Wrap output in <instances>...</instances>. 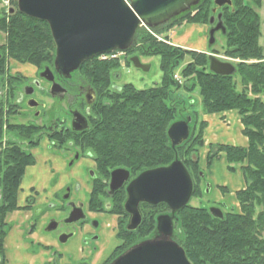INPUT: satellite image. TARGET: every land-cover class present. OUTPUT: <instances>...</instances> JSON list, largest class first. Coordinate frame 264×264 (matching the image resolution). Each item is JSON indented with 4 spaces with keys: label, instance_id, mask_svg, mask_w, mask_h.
Wrapping results in <instances>:
<instances>
[{
    "label": "trees",
    "instance_id": "obj_1",
    "mask_svg": "<svg viewBox=\"0 0 264 264\" xmlns=\"http://www.w3.org/2000/svg\"><path fill=\"white\" fill-rule=\"evenodd\" d=\"M231 2V7L223 6L215 14H220L225 28V34L219 33L224 39V54L240 60L233 75L211 73L209 53L165 46L149 33L141 39L137 50H153L159 56L161 76L154 86L137 89L126 83L113 89L111 74L119 67L118 58H92L73 72H79L77 79L95 86L99 93L90 107L91 128L86 132V141L96 149L99 161L109 164L106 177L115 166L128 168L132 175L166 166L174 160L176 151L187 170L197 165L194 157L197 159V149L203 145L207 123L200 119L198 129L191 130L187 140L175 148L170 146L166 133L176 120V103L174 106L170 92L181 85L173 76L177 68L182 78L190 79L189 90L198 89L202 114L229 110L237 113L246 146L211 144L206 160L209 165L218 151L223 153L229 171L239 166L244 185L235 193L239 210L224 215L222 220L213 218L204 208L185 206L178 210L183 233L181 247L191 264H264V56L258 43L256 13L261 0ZM13 5L16 6V0ZM213 7V0H200L178 17L188 24L209 25ZM1 30L6 34L2 52L8 58L38 68L52 62L55 46L45 21L16 10L3 19ZM186 56L190 60L179 67ZM236 75L240 88L234 80ZM8 129L17 138L28 139V126L12 122ZM34 164V157L20 144L9 142L0 149V254L9 229L5 217L20 209V184L26 168Z\"/></svg>",
    "mask_w": 264,
    "mask_h": 264
},
{
    "label": "flooded vegetation",
    "instance_id": "obj_2",
    "mask_svg": "<svg viewBox=\"0 0 264 264\" xmlns=\"http://www.w3.org/2000/svg\"><path fill=\"white\" fill-rule=\"evenodd\" d=\"M4 2L0 0V38L3 34V19H8L17 10V2L16 6L13 5V0H7L6 4ZM215 23L216 21L209 28ZM2 44L0 43V149L5 148L9 142L20 144L34 157L36 163L39 158L38 149L41 144L46 145L51 153L44 158L50 161L51 169L56 174L55 185L62 193L55 214L38 212L36 215L47 217L44 230L37 229V223L32 219V208L40 200L47 199L37 197V191L33 187V196L25 198L27 208L15 210L23 213L22 217L15 215L16 218L8 220L13 213L6 215L5 222L9 229L4 236L0 264H113L132 248L154 239L157 235L156 218L162 213L157 214L149 207L151 205L139 202L137 209L140 221L134 229H129L131 215L124 209L126 186L144 170L132 175L128 168L115 166L106 177L105 168H110L109 164L100 162L96 149L94 151L86 141V132L91 128L90 107L99 96L96 93L97 88L76 77L75 83H70L72 73L67 78L56 71L54 57L50 64L36 68L33 78L14 72L9 67L12 59L9 60L3 54ZM132 56L139 58L133 54L129 59ZM46 68L49 69L52 80L46 78L48 73L45 77L40 76ZM111 75L114 80L120 78L119 72ZM52 83L64 89V92L59 90L52 96ZM112 88L119 87L112 84ZM31 101L36 102V106L30 107ZM25 110H29L28 113L32 116L27 117ZM73 111L79 112L85 118V128L80 131H73L71 128ZM18 116L23 118V122L18 120ZM12 122L29 127L28 139H21L25 143L19 142V138L9 132L8 124ZM94 144L99 148L96 141ZM117 168L126 169L129 177L119 189L110 193V173ZM62 178L69 179L62 182ZM56 193L57 191L52 195L55 199ZM95 194L97 198L93 199ZM212 206L221 210L217 205L209 207ZM71 211L78 219L66 223ZM12 223H15L13 228ZM49 226H53V229H48ZM147 232L153 234L152 239L147 238ZM53 233H56V237ZM51 246L58 247L61 251L67 246L71 253L65 257L59 253L57 263L48 255ZM32 248L39 250L35 252Z\"/></svg>",
    "mask_w": 264,
    "mask_h": 264
},
{
    "label": "water",
    "instance_id": "obj_3",
    "mask_svg": "<svg viewBox=\"0 0 264 264\" xmlns=\"http://www.w3.org/2000/svg\"><path fill=\"white\" fill-rule=\"evenodd\" d=\"M128 1V3L126 2ZM200 0H17V9L24 15L45 21L50 29L55 46L54 68L69 78L82 62L100 54H108L115 50H127L139 26L154 28L173 17L189 10ZM212 14L223 6H232L231 0H213ZM214 26L208 30L207 45L215 43V33L225 34L220 14L211 16L209 24ZM135 68L148 72L150 64H143L137 56L130 58ZM208 69L219 76H230L235 67L225 61L208 55ZM48 73L46 78L52 80L46 68L40 76ZM64 92L57 84L52 83L51 95ZM29 94V92H26ZM30 107L36 106L31 101ZM71 128L80 131L85 128V118L77 111L72 112ZM191 117L177 120L167 128L170 146L181 145L189 136ZM129 172L117 168L110 173V193L119 189L128 179ZM200 177H203L200 174ZM210 184L205 183L204 193L210 192ZM192 179L184 164L175 158L166 166L144 170L126 186L127 199L124 209L131 215L129 229H134L140 215L137 209L139 202L155 206L165 204L174 213L185 207L192 196ZM210 215L218 220L223 213L218 207H209ZM73 211L66 223L76 221ZM74 217V218H73ZM48 229H53L49 226ZM172 217L160 214L156 218L157 235L132 248L113 264H191L184 250L170 240L172 235Z\"/></svg>",
    "mask_w": 264,
    "mask_h": 264
},
{
    "label": "rangeland",
    "instance_id": "obj_4",
    "mask_svg": "<svg viewBox=\"0 0 264 264\" xmlns=\"http://www.w3.org/2000/svg\"><path fill=\"white\" fill-rule=\"evenodd\" d=\"M256 13L259 17L260 31L258 43L263 50L264 56V0H261V5L256 9ZM178 16L179 15L173 17L166 23L154 28L146 29L144 26H140L137 29L130 47L127 50L116 52L115 57H113L119 59V67L116 70L120 72V78L118 80L113 79L111 81L112 84H115L118 87H122L126 83H132L133 86H135L137 89H144L154 86L156 83L159 82L161 76V73L158 69L159 56L156 54L154 55L152 53L153 50H137L139 49V45H141V39L147 33L153 36L158 42L164 43L165 46H173L175 48L177 47L180 50L183 49L204 53H212L217 59L221 61L229 62L234 66L238 65V63L240 62L239 59L231 58L224 54V39L219 33H216L215 35L216 43L211 48H208L206 42L207 30L209 28L208 24H188L186 21H182ZM0 43H6L5 33L2 34L0 38ZM133 54L138 55L142 63H149L151 65V68L148 72H143L133 67L129 59V56ZM189 60V57H184L179 67L184 66ZM9 62V67L14 72H18L19 74L25 75L28 78H33V76L36 75V68L38 67L32 64L19 63L12 60ZM78 73L79 72L72 73V80L69 81L70 83H75L76 80L74 79L75 77L76 79L78 78ZM174 79L181 84L178 88L172 89V91L170 92L173 99L175 100L174 106L176 103L175 121L185 119L186 116H190L191 122L189 124V133L191 130L195 132L198 129L199 120H203L204 116V114H202L201 112L202 107L200 103L198 89L196 88L194 91L189 90L192 88L190 79L189 81H187L182 78L179 72V68L174 71ZM234 80L237 83V88H240L239 77L237 75L235 76ZM262 98L264 99V96H262ZM179 102H181L180 105L178 104ZM25 111L27 117L32 116L31 113H28L29 110ZM18 117V120L23 122V118L21 116ZM232 123L233 122L231 120L229 123L230 125H227L228 129L224 127L223 130L214 129L208 133L204 131V143L202 147L197 149V159L194 157V161L197 163V165H192L190 170H187L192 179L193 191L192 196L186 206L204 208L209 213V206L217 205L221 208L223 215L239 210L238 204L236 203L235 199L237 187L239 186L242 179L241 174L239 172V166H236L237 169L235 171H229L223 153H220L218 151L211 159V163L209 165L207 164L206 160L208 152L211 150L210 147H208L207 149V145L205 144L208 139L211 142H216L211 144L225 145H228L231 142H236L238 140L239 135L237 134V130L234 129L235 126ZM19 142L25 143L24 140L21 139H19ZM38 151L39 152L37 154H39V158L36 159V163L34 166L26 168L25 174L20 184L19 199L23 197L24 199L19 202V205L21 207L18 210H21L26 207L27 202L25 198L32 197L35 189V191H37V197H45L47 199V201H43L44 199L41 198L42 200H40L39 202L37 201L38 203L35 204L32 208V219L33 221H36L37 229L44 230L45 224L47 222V217H38L36 215H38V212H43L48 215L55 214L57 211V207L61 202L60 194L62 192L60 191V189L58 190L55 185L54 177L56 174L51 169L50 161L44 158L45 155L48 156V154L51 153L50 149L46 147V145L41 144V148H39ZM41 152L42 155L40 156ZM176 152L174 159H178ZM200 174L203 175V178H200ZM66 179L69 178H62L61 181L64 182L66 181ZM229 179L231 180V182H233L231 183L232 186L229 183ZM205 183H209L211 186L209 193H204ZM225 183H229V185H225ZM31 187L34 188L33 191H31ZM56 191L57 193L55 195V199L52 195ZM154 207L155 208L152 209L157 214L160 211L162 214L168 213L170 214V216H173V230L170 240L181 247L183 233L179 223L178 211L172 213L166 205ZM12 213L13 214L11 215V218L8 217V220L16 218L15 215L20 218L23 214L21 212L17 213L16 211ZM14 225L15 223H12L11 227L13 228ZM13 234H15V232H13ZM53 236L56 237V233H53ZM152 236L153 234L151 232H148L147 238L152 239ZM64 248L65 249L61 251L60 248L51 246L49 247L48 255L52 259H54L55 262L58 263L57 256L59 253L63 254L64 257L65 255H70L71 253L69 247L66 246ZM36 250L39 249L32 248V251L36 252Z\"/></svg>",
    "mask_w": 264,
    "mask_h": 264
},
{
    "label": "crops",
    "instance_id": "obj_5",
    "mask_svg": "<svg viewBox=\"0 0 264 264\" xmlns=\"http://www.w3.org/2000/svg\"><path fill=\"white\" fill-rule=\"evenodd\" d=\"M203 120L207 123V127L205 129L206 133H208L214 129L223 130L224 127L228 129L226 122L230 123V121L232 120V122H233L232 124L235 126L234 129L237 130V134L239 135V138L236 142H231L229 144L241 146V147L246 146L247 140L241 134V126H240L239 119H238L236 112L229 111V112L204 115ZM211 143H216V142H211V141H209V139L205 142V144L207 146L210 145ZM229 183L231 184L233 182H231V180L229 179ZM229 183H225V185H229ZM231 186H232V184H231ZM243 186H244L243 181L241 179V182H240L239 186L237 187V190L242 189ZM23 199H24V197L19 199L18 202L22 201Z\"/></svg>",
    "mask_w": 264,
    "mask_h": 264
},
{
    "label": "built area",
    "instance_id": "obj_6",
    "mask_svg": "<svg viewBox=\"0 0 264 264\" xmlns=\"http://www.w3.org/2000/svg\"><path fill=\"white\" fill-rule=\"evenodd\" d=\"M5 2H4V4H6L7 3V0H4Z\"/></svg>",
    "mask_w": 264,
    "mask_h": 264
}]
</instances>
